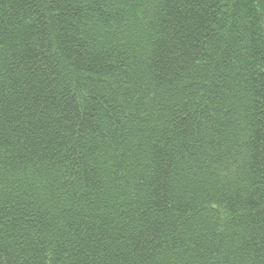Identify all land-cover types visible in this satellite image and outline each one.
<instances>
[{
	"label": "trees",
	"instance_id": "trees-1",
	"mask_svg": "<svg viewBox=\"0 0 264 264\" xmlns=\"http://www.w3.org/2000/svg\"><path fill=\"white\" fill-rule=\"evenodd\" d=\"M0 264H264V0H0Z\"/></svg>",
	"mask_w": 264,
	"mask_h": 264
}]
</instances>
